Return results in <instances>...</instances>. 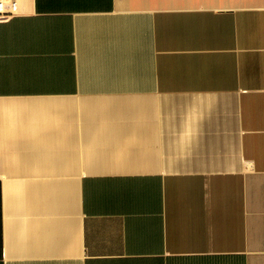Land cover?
<instances>
[{"label":"crops","instance_id":"1","mask_svg":"<svg viewBox=\"0 0 264 264\" xmlns=\"http://www.w3.org/2000/svg\"><path fill=\"white\" fill-rule=\"evenodd\" d=\"M17 1L0 264H264V0Z\"/></svg>","mask_w":264,"mask_h":264},{"label":"built area","instance_id":"2","mask_svg":"<svg viewBox=\"0 0 264 264\" xmlns=\"http://www.w3.org/2000/svg\"><path fill=\"white\" fill-rule=\"evenodd\" d=\"M20 14L17 0H0V22H6Z\"/></svg>","mask_w":264,"mask_h":264}]
</instances>
